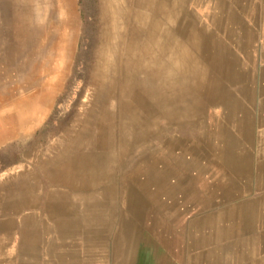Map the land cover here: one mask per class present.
Listing matches in <instances>:
<instances>
[{"label":"rangeland","instance_id":"rangeland-1","mask_svg":"<svg viewBox=\"0 0 264 264\" xmlns=\"http://www.w3.org/2000/svg\"><path fill=\"white\" fill-rule=\"evenodd\" d=\"M1 129L0 264H264L249 1L0 0Z\"/></svg>","mask_w":264,"mask_h":264},{"label":"crops","instance_id":"crops-1","mask_svg":"<svg viewBox=\"0 0 264 264\" xmlns=\"http://www.w3.org/2000/svg\"><path fill=\"white\" fill-rule=\"evenodd\" d=\"M247 2L249 1V6L255 8L257 10V14L259 16H263L264 15V0H246ZM245 12H240L241 15H245ZM253 15V13H252ZM3 227L2 224H0V238L4 237L6 232H3ZM35 238V237H34ZM2 240L5 241V243L3 244V247H0V251L1 253H3V251H5L6 249L9 248V244L10 241L8 240V238H2ZM25 246H27V244L25 243V240L23 239V241L20 244V247L24 248Z\"/></svg>","mask_w":264,"mask_h":264},{"label":"bare ground","instance_id":"bare-ground-1","mask_svg":"<svg viewBox=\"0 0 264 264\" xmlns=\"http://www.w3.org/2000/svg\"><path fill=\"white\" fill-rule=\"evenodd\" d=\"M106 24V23H105ZM55 28V27H54ZM113 48V47H112ZM112 56V55H111ZM117 56V55H116ZM60 71V70H59ZM110 71V70H109ZM34 103V102H33ZM32 103V104H33ZM19 110V109H18ZM31 110V109H30ZM32 110H33V108H32ZM31 110V111H32ZM22 111V110H21ZM26 111H27V109H26ZM34 111V112H33ZM32 111V113H35L37 110L35 109V110H33ZM27 113V112H26ZM25 113V114H26ZM14 114V113H13ZM24 114V113H23ZM24 114V116H22V117H20L19 118V116H15L13 119L15 120V121H18L20 124H23V121H24V119H22V118H26L27 117V114L25 115ZM12 117V116H11ZM3 118V117H2ZM11 118H7V121L8 120H10ZM22 119V120H21ZM12 120V119H11ZM6 121V119H4L3 120V122L2 123H4ZM1 123V124H2ZM5 124V123H4ZM17 125H18V123H17ZM2 127V126H1ZM18 129V128H17ZM2 130V129H1ZM18 132V131H17ZM4 134H5V130H2L1 132H0V137H3L4 136ZM16 135V134H15ZM8 136V135H7ZM2 139V138H1ZM60 164V163H59ZM66 164V163H65ZM58 165V164H57ZM69 166V165H68ZM17 167V166H16ZM14 169H15V167H13ZM17 168H19V167H17ZM50 169V168H49ZM64 169V168H63ZM70 174V173H69ZM45 175V174H44ZM68 177V176H67ZM10 178V177H9ZM58 181V180H57ZM71 181V180H70ZM80 181V180H79ZM60 182V181H59ZM64 184V183H63ZM75 184V183H74ZM20 186H21V184H20ZM66 186H69V185H66ZM35 187V186H34ZM33 187V188H34ZM74 187V186H73ZM31 188V187H30ZM69 188V187H68ZM169 189V188H168ZM24 191V190H23ZM169 192V191H168ZM80 196V195H79ZM34 198V197H33ZM80 198V197H79ZM77 199V198H76ZM165 199V198H164ZM25 201V200H24ZM22 203H23V201H22ZM25 204V203H24Z\"/></svg>","mask_w":264,"mask_h":264}]
</instances>
